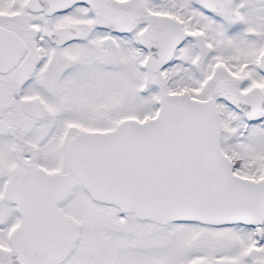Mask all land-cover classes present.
Instances as JSON below:
<instances>
[{
    "label": "snow or ice",
    "instance_id": "obj_1",
    "mask_svg": "<svg viewBox=\"0 0 264 264\" xmlns=\"http://www.w3.org/2000/svg\"><path fill=\"white\" fill-rule=\"evenodd\" d=\"M0 264H264V0H0Z\"/></svg>",
    "mask_w": 264,
    "mask_h": 264
}]
</instances>
